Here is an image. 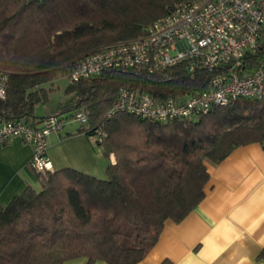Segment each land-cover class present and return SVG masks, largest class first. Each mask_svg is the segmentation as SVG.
Masks as SVG:
<instances>
[{
  "label": "trees",
  "instance_id": "1",
  "mask_svg": "<svg viewBox=\"0 0 264 264\" xmlns=\"http://www.w3.org/2000/svg\"><path fill=\"white\" fill-rule=\"evenodd\" d=\"M179 1L0 0V120L40 124L46 115H36V105L48 99L54 80L67 78L65 92L76 97L63 111L82 110L86 120L75 121L76 131L90 138L101 131L93 142L103 157L114 156L106 178L72 167L34 170L39 187L29 184L0 205V264H62L79 256L86 264H133L166 219L181 220L203 198L206 161L218 163L239 145H264V97H237L161 122L109 113L121 87L158 99L203 90L212 72L202 67L110 68L71 78L80 55L140 37ZM260 43L249 66L264 58V38Z\"/></svg>",
  "mask_w": 264,
  "mask_h": 264
},
{
  "label": "built area",
  "instance_id": "2",
  "mask_svg": "<svg viewBox=\"0 0 264 264\" xmlns=\"http://www.w3.org/2000/svg\"><path fill=\"white\" fill-rule=\"evenodd\" d=\"M264 38V0H181L145 27L140 37L104 45L80 55L71 78L79 80L110 68L155 72L178 63L188 70L212 72L203 90L156 98L146 91L121 87L109 113L122 111L149 121H168L206 111L237 97H264V58L249 66ZM5 75L0 73V98L5 96ZM64 117L46 115L40 124L22 119L0 120V147L13 136L32 145L29 161L38 172L52 170L46 152L47 135L59 130ZM70 120L85 122L78 110ZM97 131L91 139L94 141Z\"/></svg>",
  "mask_w": 264,
  "mask_h": 264
},
{
  "label": "crops",
  "instance_id": "3",
  "mask_svg": "<svg viewBox=\"0 0 264 264\" xmlns=\"http://www.w3.org/2000/svg\"><path fill=\"white\" fill-rule=\"evenodd\" d=\"M47 114L55 112L46 110L43 115ZM78 125L67 120L47 135L46 152L53 168L72 167L106 178L105 166L114 160L113 154L103 157L86 133L76 131ZM32 153V145L19 136L0 147V205L29 184L37 187L29 164ZM205 164L209 179L203 198L181 220L166 219L157 240L133 264H264L259 256L264 249V145H239L220 162ZM86 261L79 256L62 264Z\"/></svg>",
  "mask_w": 264,
  "mask_h": 264
},
{
  "label": "rangeland",
  "instance_id": "4",
  "mask_svg": "<svg viewBox=\"0 0 264 264\" xmlns=\"http://www.w3.org/2000/svg\"><path fill=\"white\" fill-rule=\"evenodd\" d=\"M68 84L67 78H59L54 80L53 90L49 93V97L45 102H40L35 107V114L42 115L46 112V110L58 113L63 117H70L72 114L71 109L63 111L65 107H68L75 100L76 95L74 93L65 92V87ZM48 86V85H47ZM62 110V111H61ZM72 126L75 123L71 124ZM36 189L39 187L36 185Z\"/></svg>",
  "mask_w": 264,
  "mask_h": 264
}]
</instances>
